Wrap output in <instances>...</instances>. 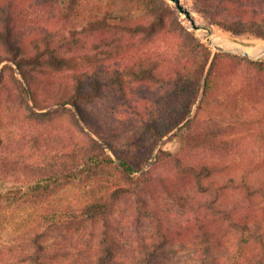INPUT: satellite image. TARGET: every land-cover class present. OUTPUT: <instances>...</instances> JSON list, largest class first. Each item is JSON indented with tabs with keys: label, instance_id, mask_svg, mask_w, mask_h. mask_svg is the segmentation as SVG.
Listing matches in <instances>:
<instances>
[{
	"label": "trees",
	"instance_id": "trees-1",
	"mask_svg": "<svg viewBox=\"0 0 264 264\" xmlns=\"http://www.w3.org/2000/svg\"><path fill=\"white\" fill-rule=\"evenodd\" d=\"M85 1L0 0V203L24 211L0 264H264V58L215 51L167 0ZM197 1L264 42V0ZM101 99L143 128L139 159L90 122Z\"/></svg>",
	"mask_w": 264,
	"mask_h": 264
},
{
	"label": "rangeland",
	"instance_id": "rangeland-1",
	"mask_svg": "<svg viewBox=\"0 0 264 264\" xmlns=\"http://www.w3.org/2000/svg\"><path fill=\"white\" fill-rule=\"evenodd\" d=\"M92 0H86L85 3L90 4ZM169 1V0H167ZM174 8L176 9V6L173 2L169 1ZM188 2V8H190L192 10L193 13H196L198 15V17H200L203 22L201 23H206L208 25H211L213 27L214 30L217 31V33H219L221 36H223L224 38H226L229 41L235 42L237 44H240L242 47H244L246 50L247 48L249 49H258V48H264V42H260L255 46H248L245 44H241L238 43L234 40H232L230 37L225 36L224 34L221 33V29L218 26H215L211 23V21L206 17V16H212L214 13L208 10V13H206L202 6L200 5V3H198L197 0H187ZM133 8V7H131ZM177 10V9H176ZM177 12L179 13V11L177 10ZM181 19L183 20V23L187 26H189L191 28V24L188 21V19L186 18V16L184 14L179 13ZM192 29V28H191ZM199 36L201 38L204 39V37L201 36L200 32L197 31ZM211 47V46H210ZM213 48V47H211ZM215 51H219L215 48H213ZM227 53V52H225ZM232 55H239V54H235V53H229ZM241 57H243L242 55H239ZM161 88H150V86L145 85V84H132L131 87H129V95L130 98L132 99L130 101V103H135L132 102L133 99L135 98V100L137 99H141L146 96H153L155 95L157 98L160 96L161 94ZM159 100V103H161V100ZM111 104L108 103V101H104L103 99L99 100V101H95L91 104H87L86 108H87V114L90 118V122L92 123V125L94 126V128H97V130H99L101 133L107 134L108 136H111V138L114 140L115 144L119 147L120 152L123 154V157L127 160H133L134 158L139 159L141 154H134L137 150V143L140 140V133L141 131L143 132V128L141 129L139 127V124L134 121L133 118H127L125 117L122 120H118L114 117H112L111 115L109 116L107 114V111L109 110V106ZM158 105V104H157ZM143 109L145 110V106H143ZM121 112H123L122 110H119L118 113L115 114H121ZM113 113V112H112ZM78 119H80V124L82 127L85 128L86 131H88V128L85 124V122L82 120V118L80 117V115H77ZM119 117V116H116ZM69 115L68 114H62L59 117V120H61L62 122H68ZM14 132H16V128L14 125H10L7 133L9 135L14 134ZM2 133L6 136V132ZM173 134V133H171ZM170 134V135H171ZM169 136L165 137L157 147L154 148V155L153 157L147 162L146 164V168L145 169H149L151 167H153L154 163L156 162V155L158 153V150L161 148V146H163L164 149L166 150H172L174 144L170 143V144H165L166 141L168 140ZM59 140H62L61 138ZM144 145L146 146H151L153 147V141L152 139L149 140H145L143 141ZM150 147V148H151ZM109 153L112 154V156L116 159L114 153L112 151H109ZM67 154H65L63 151L59 152L56 154V156L54 157V162H58L61 164L67 163L70 160L66 157ZM168 161H166L164 164H160L158 165L154 172H160L161 174H163V176H166L169 168H168ZM7 192V190L4 191V193ZM2 204V205H1ZM5 205L6 202H1L0 206H2V212L3 214L0 215V251L4 250L6 251V247H7V242L8 240L12 239L14 236H10V233H13L14 229L13 226L19 225L21 220L24 217V211L23 208L21 207V203L15 202L14 204L10 205L9 207H7L5 209ZM4 206V207H3ZM124 208H126L125 204L123 203L119 210L122 211ZM119 214V213H118ZM117 214V215H118ZM72 251H74L72 249Z\"/></svg>",
	"mask_w": 264,
	"mask_h": 264
},
{
	"label": "water",
	"instance_id": "water-1",
	"mask_svg": "<svg viewBox=\"0 0 264 264\" xmlns=\"http://www.w3.org/2000/svg\"><path fill=\"white\" fill-rule=\"evenodd\" d=\"M173 2L176 6V9L179 11V13L184 14L188 21H190L192 30L200 31L205 30L207 31V36L204 37V40L213 48L221 51V52H227V53H235L242 55L243 57H246L251 60H259L264 58V48L256 55L250 54L244 47L241 49H234V50H228L224 49L222 47H217L216 44L211 39V33L213 31V27L211 25H208L206 23H199L195 17L193 16L192 10L186 7L184 4H182L181 0H169ZM111 151V150H109Z\"/></svg>",
	"mask_w": 264,
	"mask_h": 264
},
{
	"label": "bare ground",
	"instance_id": "bare-ground-1",
	"mask_svg": "<svg viewBox=\"0 0 264 264\" xmlns=\"http://www.w3.org/2000/svg\"><path fill=\"white\" fill-rule=\"evenodd\" d=\"M182 4H184L186 7L188 6V2L187 0H181ZM190 9V8H189ZM193 13V12H192ZM193 16L195 17V19L201 23L203 22V20L198 17V15L196 13H193ZM190 22V21H189ZM202 37H206L207 36V31L205 30H200L199 31ZM211 39L212 41L216 44L217 47H222L224 49H228V50H234V49H241L243 48L240 44H237L235 42L229 41L226 38H224L223 36H221L219 33H217L216 30L213 29L212 33H211ZM263 48H258V49H249L247 48V51L252 54V55H256L258 54Z\"/></svg>",
	"mask_w": 264,
	"mask_h": 264
}]
</instances>
